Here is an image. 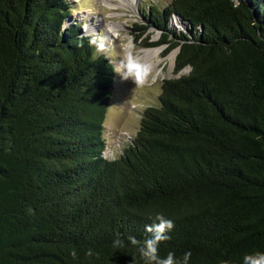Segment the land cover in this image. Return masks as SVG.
Wrapping results in <instances>:
<instances>
[{
    "label": "trees",
    "instance_id": "1",
    "mask_svg": "<svg viewBox=\"0 0 264 264\" xmlns=\"http://www.w3.org/2000/svg\"><path fill=\"white\" fill-rule=\"evenodd\" d=\"M71 15L68 0H0V264H147L128 238H150L157 215L174 222L160 258L264 253V0H171L149 16L162 36L142 45L180 47L175 72L190 70L164 80L114 159L116 68Z\"/></svg>",
    "mask_w": 264,
    "mask_h": 264
},
{
    "label": "rangeland",
    "instance_id": "2",
    "mask_svg": "<svg viewBox=\"0 0 264 264\" xmlns=\"http://www.w3.org/2000/svg\"><path fill=\"white\" fill-rule=\"evenodd\" d=\"M68 2L72 7L70 20L83 25L84 32L91 35L95 42L96 53L106 54L116 68L113 93L104 123L107 142L104 154L114 159L120 157L134 140L145 110L150 106L160 105L164 80L186 74L190 70L186 67L180 73L175 72L179 48L166 53L168 44L150 47L142 45L145 40L158 42L161 38L162 31L149 25L148 18L154 15L156 9L163 11L171 0H116V9L109 8L101 0ZM112 22L118 23L116 32L109 27ZM90 24H97L96 30L89 29ZM142 25L148 27L145 32L140 27ZM169 26L177 33L187 31L185 23L177 14L172 15ZM155 47L162 48L160 56L155 58L154 64L157 65L154 68V65H142L150 68L139 82L119 66H126L129 57L130 60L139 62L138 58H143L147 50ZM174 51L176 56L172 61L170 55Z\"/></svg>",
    "mask_w": 264,
    "mask_h": 264
},
{
    "label": "clouds",
    "instance_id": "3",
    "mask_svg": "<svg viewBox=\"0 0 264 264\" xmlns=\"http://www.w3.org/2000/svg\"><path fill=\"white\" fill-rule=\"evenodd\" d=\"M157 223H153L146 226V231L151 233L150 238L143 242L137 241L135 237H129V241L133 245H139V252L142 257L145 258L147 264H188L191 258V252H186L183 257V261L179 262L175 258V254L169 252L166 258H160L158 255V245L161 241L170 239L166 233L174 228V222L170 219H166L163 215H157ZM122 245V241L117 239L114 241V246ZM89 251L88 255H91ZM71 255L75 258L76 252L72 251ZM222 264H229L228 261L222 262ZM244 264H264V253L257 252L255 254L246 255L244 257Z\"/></svg>",
    "mask_w": 264,
    "mask_h": 264
},
{
    "label": "bare ground",
    "instance_id": "4",
    "mask_svg": "<svg viewBox=\"0 0 264 264\" xmlns=\"http://www.w3.org/2000/svg\"><path fill=\"white\" fill-rule=\"evenodd\" d=\"M114 1H116V0H101V2L105 3L109 8L116 9V4L114 3ZM117 24L115 22H112V24H110L109 27L113 32L117 31V27H118ZM96 25L97 24L92 26V24H90L89 29L93 28L92 30H96L95 29ZM161 52H162V48H160V47L151 48V49L146 51L145 56L143 58L137 59V61H139V62H134V61L130 60V57H129L127 59V65L126 66H122L119 63L118 64H119V66H121V68L123 70H125L127 72V74L129 76H131L133 78V80H135L136 82H139L144 77L143 75L146 72H148L149 68H150V67L147 68L148 66L144 68V67H142V65H154L153 66V68H154L157 65V64H154L155 58H158L160 56ZM170 56H171V59L173 61L175 56H176V51L172 52ZM137 63H139V64L137 65Z\"/></svg>",
    "mask_w": 264,
    "mask_h": 264
},
{
    "label": "water",
    "instance_id": "5",
    "mask_svg": "<svg viewBox=\"0 0 264 264\" xmlns=\"http://www.w3.org/2000/svg\"><path fill=\"white\" fill-rule=\"evenodd\" d=\"M180 49V47H178Z\"/></svg>",
    "mask_w": 264,
    "mask_h": 264
}]
</instances>
